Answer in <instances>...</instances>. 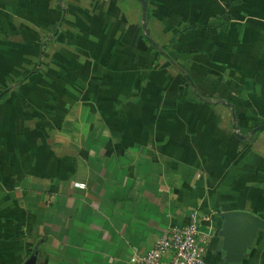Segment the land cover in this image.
I'll return each instance as SVG.
<instances>
[{
    "label": "crops",
    "instance_id": "obj_1",
    "mask_svg": "<svg viewBox=\"0 0 264 264\" xmlns=\"http://www.w3.org/2000/svg\"><path fill=\"white\" fill-rule=\"evenodd\" d=\"M134 1L0 0V264H134L193 212L264 264L219 218L264 219V0Z\"/></svg>",
    "mask_w": 264,
    "mask_h": 264
},
{
    "label": "built area",
    "instance_id": "obj_2",
    "mask_svg": "<svg viewBox=\"0 0 264 264\" xmlns=\"http://www.w3.org/2000/svg\"><path fill=\"white\" fill-rule=\"evenodd\" d=\"M206 219L193 212L186 223L173 225L157 239L150 251L132 258L134 264H208L207 245L213 235L211 227H203Z\"/></svg>",
    "mask_w": 264,
    "mask_h": 264
},
{
    "label": "water",
    "instance_id": "obj_3",
    "mask_svg": "<svg viewBox=\"0 0 264 264\" xmlns=\"http://www.w3.org/2000/svg\"><path fill=\"white\" fill-rule=\"evenodd\" d=\"M142 4L143 29H147V3L138 0ZM151 41V39H149ZM237 130V127L234 126ZM264 130V125L256 127L252 133ZM241 139L244 136L238 135ZM223 222L222 236L224 237L223 249L226 252L227 261L241 262L247 257L248 248L252 246L258 237L259 231L264 230V219L245 211H228L219 214ZM36 255L28 259L24 264H36Z\"/></svg>",
    "mask_w": 264,
    "mask_h": 264
},
{
    "label": "trees",
    "instance_id": "obj_4",
    "mask_svg": "<svg viewBox=\"0 0 264 264\" xmlns=\"http://www.w3.org/2000/svg\"><path fill=\"white\" fill-rule=\"evenodd\" d=\"M147 1V0H146ZM150 15V11H148V16ZM232 19V16H231V13L229 11L227 12H224L221 17L213 22H210L208 23L205 27H213V28H222V27H225L228 22ZM198 27H202V26H198ZM204 27V26H203ZM188 29H191V28H188ZM187 29V30H188ZM186 30V29H185ZM184 30V31H185ZM184 31H180V33L184 32ZM56 31L53 33L55 34ZM175 39L173 38L172 39V42L174 41ZM163 50H164V47L162 49H160V53L161 55H163ZM166 60H169V58L167 57ZM33 73H30L29 75H27L26 78H28L29 76H31ZM26 78L22 79L21 81L18 82V84L16 86H18L19 84H21ZM10 89H7L2 95H0V101H4L8 95V92H9Z\"/></svg>",
    "mask_w": 264,
    "mask_h": 264
},
{
    "label": "rangeland",
    "instance_id": "obj_5",
    "mask_svg": "<svg viewBox=\"0 0 264 264\" xmlns=\"http://www.w3.org/2000/svg\"><path fill=\"white\" fill-rule=\"evenodd\" d=\"M134 3H136L134 0H132ZM127 7V6H126Z\"/></svg>",
    "mask_w": 264,
    "mask_h": 264
}]
</instances>
